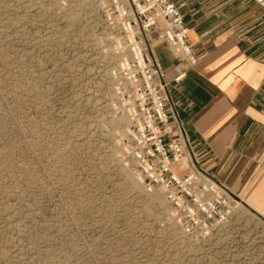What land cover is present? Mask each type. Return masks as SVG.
I'll return each mask as SVG.
<instances>
[{"label":"rangeland","instance_id":"rangeland-1","mask_svg":"<svg viewBox=\"0 0 264 264\" xmlns=\"http://www.w3.org/2000/svg\"><path fill=\"white\" fill-rule=\"evenodd\" d=\"M172 1L193 24L224 0ZM99 2L0 0V264H264V220L240 202L195 243L144 191L110 101Z\"/></svg>","mask_w":264,"mask_h":264},{"label":"built area","instance_id":"built-area-1","mask_svg":"<svg viewBox=\"0 0 264 264\" xmlns=\"http://www.w3.org/2000/svg\"><path fill=\"white\" fill-rule=\"evenodd\" d=\"M253 1L264 12V0ZM184 7L185 3L172 0H104L102 9H95L109 36L105 76L110 101L123 120L130 121L127 155L144 191L159 195L167 205L174 230L198 243L231 225L238 201L198 165L169 92L170 84H179L197 64ZM152 36L172 55L171 81L160 65ZM186 158L190 165L183 168Z\"/></svg>","mask_w":264,"mask_h":264},{"label":"crops","instance_id":"crops-1","mask_svg":"<svg viewBox=\"0 0 264 264\" xmlns=\"http://www.w3.org/2000/svg\"><path fill=\"white\" fill-rule=\"evenodd\" d=\"M206 5L193 24L184 14L197 64L169 92L199 165L264 220V12L253 0ZM155 50L171 81L172 55Z\"/></svg>","mask_w":264,"mask_h":264},{"label":"bare ground","instance_id":"bare-ground-1","mask_svg":"<svg viewBox=\"0 0 264 264\" xmlns=\"http://www.w3.org/2000/svg\"><path fill=\"white\" fill-rule=\"evenodd\" d=\"M102 2V4L101 5H99L100 6V8L102 9V7H103V3H104V0H100V2H99V4ZM106 54H107V50H106ZM130 122V121H129ZM126 145V144H125ZM126 147V146H125ZM126 149H127V147H126ZM190 159H183V161H182V166L183 165H185V164H189L190 165V161H189ZM176 169L178 168V167H175Z\"/></svg>","mask_w":264,"mask_h":264}]
</instances>
